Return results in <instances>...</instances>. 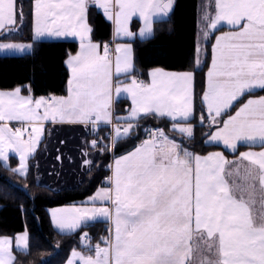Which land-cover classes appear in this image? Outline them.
<instances>
[{
  "label": "snow or ice",
  "instance_id": "1",
  "mask_svg": "<svg viewBox=\"0 0 264 264\" xmlns=\"http://www.w3.org/2000/svg\"><path fill=\"white\" fill-rule=\"evenodd\" d=\"M90 6L111 21L116 38H132L128 24L138 17L144 40L151 38L155 22L170 17L174 0H32V41L72 37L79 41V50L65 61L66 95L35 98L31 89L22 95L19 87L0 92V164L23 178L27 188L29 156L48 122L82 126L93 137L92 149L101 148L95 137L103 126L110 143L102 152L129 140L149 118L170 121L169 131L181 140L176 142L161 128L145 129L146 139L114 157L110 174L85 206L51 210L52 225L61 234L98 221L110 225L108 236L101 238L103 247L97 243L94 255L74 249L67 264H264V212L254 211L257 202L264 206V95L244 99L264 90V0H205L198 10L190 70L157 68L149 73L150 83L120 81L133 67L128 44L117 45L113 73L109 46L101 54L100 45L90 39ZM25 19L23 0H0L5 41ZM222 24L229 30L215 35ZM209 45L211 63L199 97L198 122L207 128L204 146L223 145L233 155L241 146L260 149L240 151L236 160L222 151L199 155L185 146L195 138V75ZM33 50L32 43L0 42V52ZM122 94L131 105L126 116L114 118ZM11 122L19 126L11 127ZM10 152L19 158L16 168L9 167ZM88 240L84 231L81 246L92 251L84 243ZM29 241L27 231L17 234L16 249L26 251ZM0 264H14L11 239H0Z\"/></svg>",
  "mask_w": 264,
  "mask_h": 264
},
{
  "label": "trees",
  "instance_id": "2",
  "mask_svg": "<svg viewBox=\"0 0 264 264\" xmlns=\"http://www.w3.org/2000/svg\"><path fill=\"white\" fill-rule=\"evenodd\" d=\"M32 0H23L26 19L23 27L17 24L19 31L8 37L7 41L16 43H32L33 51L22 56H0V90L10 91L17 87L23 94L33 97L63 96L66 90L68 71L65 59L74 54L78 43L74 41H32L30 4ZM197 0H176L171 18L166 22H156L154 34L143 41H133L134 71L131 77L142 81L153 68L166 71H187L191 68V60L195 50ZM93 40L101 45L111 38V26L103 16L95 11L91 16ZM0 33V41H5ZM210 45L208 55L202 69L195 75L194 89L196 93L195 138L186 144L190 151L206 155L209 151H222L218 146H204V132L207 128L199 126L200 100L205 88V75L210 61ZM264 95V91L254 96ZM248 98L245 96L244 99ZM129 109L127 101L115 104V114L120 116ZM234 109L231 110V113ZM206 115V113H205ZM226 118V116L224 117ZM161 128L166 134L178 138L169 131L170 121L154 119L142 120L140 126L132 133L129 140L117 143L114 149L102 152L104 145L109 144L107 130L103 127L96 137L101 145L98 160L93 169L86 174L82 184L76 188L53 190L40 186L35 182L34 170L30 166L25 188L23 178L14 176L0 164V236H15L27 230L30 236L29 248L26 251H14V264H64L70 252L84 250L80 244V236L84 231L91 238V249L97 243L101 245L102 237L107 236L104 223L97 222L73 234H60L51 225L48 210L56 207L79 204L92 195L103 183L108 173L111 155L117 157L132 150L146 139L145 129ZM92 136H88V141ZM227 155V154H226ZM17 162L11 158L9 167L15 168Z\"/></svg>",
  "mask_w": 264,
  "mask_h": 264
},
{
  "label": "crops",
  "instance_id": "3",
  "mask_svg": "<svg viewBox=\"0 0 264 264\" xmlns=\"http://www.w3.org/2000/svg\"><path fill=\"white\" fill-rule=\"evenodd\" d=\"M175 2H176V0H174V7H175ZM204 2H205V0H197L195 47H196V43H197V32H198V25H197L198 10L200 8V5ZM173 10H174V8H173ZM173 10H172V12H173ZM95 11L99 12L103 16L104 20L106 22H108L111 26V38L106 44L107 45L112 44V47L109 49H110V54H111L112 60H113V73L114 74H115V58L117 55V53H116L117 45L128 44L131 46L130 56H131L133 67L127 76L122 73L119 77L120 81L125 82V83H130L131 80L133 78H135V77H131V75L134 71V66H135L133 41H137V40L143 41L139 36V30L141 27V22H140L138 17H136V16L132 17L131 20L129 21L128 28H129V31L134 33L135 35L132 38L127 37L126 40L120 41L119 40L120 37L116 38L114 36V26L111 23V21L106 19V17L103 15L102 10L97 9L94 6H90L89 11H88V16H87V23L91 29L89 36H90V39L93 43L100 45L101 54L103 53V46L105 44L101 45L99 42H95L93 40V26H92V22H91V16H92L93 12H95ZM172 12L170 14V17L166 18V20H169L171 18ZM157 22H160V21H157ZM155 23H154L153 27L155 26ZM218 28L220 30L216 31L215 35H220L222 32L229 30L228 26L225 24L219 25ZM121 37H125V36H121ZM144 40H147V39H144ZM214 40H215V36H213V38H212L213 43H214ZM40 41H53V42H55V41H74V42L78 43L77 51L79 50V41L72 38V37L61 38L59 40L43 39ZM0 42H10V41H0ZM26 44H28V43H26ZM194 52H195V50H194ZM29 53H31V52H26L23 54L14 53V52H0V56H22V55L29 54ZM75 53L71 54V55H75ZM209 53H210V61H209L208 67L210 66V63H211V47H210ZM67 58L65 59V61L67 60ZM65 61H64V65L66 67ZM66 69H67V67H66ZM155 69H157V68H153V69H150L148 71V73H147L148 75H147L146 80L142 81L139 78H135V79L142 81L143 83H150L151 79H150L149 73ZM159 69H162V68H159ZM162 70H164V69H162ZM207 70H208V68H207ZM164 71H166V70H164ZM166 72H177V71H166ZM206 73H207V71H206ZM66 86H67V83H66ZM205 86H206V75H205ZM10 91H12V90H10ZM10 91H1L0 90V92H10ZM261 91H264V90L258 89L255 91V93L261 92ZM21 94L25 95L23 93H21ZM66 94H67V92L65 90L64 95H66ZM26 95H28V94H26ZM48 97H52V96H48ZM258 97L259 96H257V97L256 96L255 97L248 96V98H258ZM35 98H39V97H35ZM248 98H246V99H248ZM118 101H127L129 103V108H130L131 101H130V99L127 98V94H122ZM238 107H239V105L237 104L236 107L233 108L234 110H233L232 114L235 113L236 108H238ZM126 115H127V110L124 114H122L120 116H116L115 107H114V117H123ZM17 125H18L17 122H11V124H10L11 127H16ZM88 136L89 135H87L83 132L82 126L60 125V124L53 125L50 122L46 123L45 128H44V132L41 136V139L36 146V150L29 156V166L33 167L35 182L40 186H45V187L51 188L53 190L72 189V188H76L80 184H82L85 177H86V174L89 173L93 169V167L95 166V164L98 160V156H99V151L97 149L91 148V141H88ZM168 136L170 138L176 140V142H178V143L180 142L178 140V138L170 136V135H168ZM218 147H220L222 149V152H224V155L229 160H236L237 157L239 156L240 151H249V150L259 151L260 150L258 147L249 149L247 146H241L239 148V151L235 155H233L230 151L225 150L223 148V145H220ZM126 153H124V154H126ZM124 154H122V155H124ZM119 156H121V155H119ZM119 156H117V158ZM57 157H59V159H57ZM11 158L16 160V162H17L16 167H18V159H19L18 156H16L15 153L10 152L9 153V161ZM85 160H89L92 163L90 165H86ZM113 160L114 159H112L111 164L113 163ZM87 200H88V198H86L83 202H81L79 204L61 206V207H56V208H52V209L48 210L50 221H51V215H50L51 210L70 208L73 206H85L84 202ZM87 206H91V205L89 204ZM254 211L257 214H261L262 212H264V206H261V204L259 202H257V204L254 205ZM98 222L104 223L105 227L107 228V236H108V234H109L108 228L110 226L109 223L102 222V221H98ZM95 223H97V222H95ZM51 225H52V222H51ZM52 227L55 231L60 233L59 230L56 229L53 225H52ZM67 234H73V233H67ZM101 246L103 247L104 245L102 244ZM94 250H95V247L92 248V251H89L88 249H85V248H84V250H76V251L82 252L85 255H89V254L94 255L95 254ZM71 253L72 252H70L68 259L66 260V262L64 264H67L69 259H73L71 256ZM73 264H79V262L76 260H73Z\"/></svg>",
  "mask_w": 264,
  "mask_h": 264
},
{
  "label": "rangeland",
  "instance_id": "4",
  "mask_svg": "<svg viewBox=\"0 0 264 264\" xmlns=\"http://www.w3.org/2000/svg\"><path fill=\"white\" fill-rule=\"evenodd\" d=\"M153 34H154V27H153ZM152 34V36H153ZM26 44V43H25ZM15 53V52H14ZM20 54V53H19ZM108 169V168H107ZM27 231V230H25ZM23 233V232H22ZM20 234V233H19ZM16 236V235H15ZM15 236H0V239H3V238H8V239H11L12 240V251H13V256H14V251L17 250L16 249V245H15ZM19 251V250H17Z\"/></svg>",
  "mask_w": 264,
  "mask_h": 264
},
{
  "label": "built area",
  "instance_id": "5",
  "mask_svg": "<svg viewBox=\"0 0 264 264\" xmlns=\"http://www.w3.org/2000/svg\"><path fill=\"white\" fill-rule=\"evenodd\" d=\"M109 46V48H111L112 47V44H109L108 45ZM139 81V80H138ZM142 82V81H141ZM115 118V117H114ZM17 126H19V125H17ZM121 127H123V125H121ZM97 137V136H96ZM95 137V138H96ZM92 139H93V137H92ZM92 139L90 140V141H92ZM98 142H99V140H97ZM111 153H112V149H111ZM114 158V156L113 155H111V160ZM109 174H110V172H109ZM106 178V177H105ZM85 244H89L90 243V240H88V241H85L84 242Z\"/></svg>",
  "mask_w": 264,
  "mask_h": 264
},
{
  "label": "water",
  "instance_id": "6",
  "mask_svg": "<svg viewBox=\"0 0 264 264\" xmlns=\"http://www.w3.org/2000/svg\"><path fill=\"white\" fill-rule=\"evenodd\" d=\"M126 39H127V37H120L119 38L120 41H123V40H126Z\"/></svg>",
  "mask_w": 264,
  "mask_h": 264
}]
</instances>
